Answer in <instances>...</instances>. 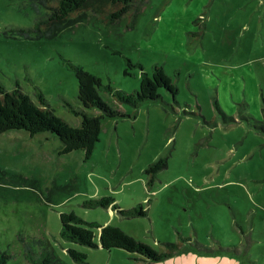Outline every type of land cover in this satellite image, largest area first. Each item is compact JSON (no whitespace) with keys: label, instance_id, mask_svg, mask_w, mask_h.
<instances>
[{"label":"rangeland","instance_id":"374dc122","mask_svg":"<svg viewBox=\"0 0 264 264\" xmlns=\"http://www.w3.org/2000/svg\"><path fill=\"white\" fill-rule=\"evenodd\" d=\"M137 9L114 22L96 23L91 13L56 39L28 40L6 33L33 27L35 11L27 0H0V83L31 95L38 86L73 127L82 117L63 98L85 109L62 58L131 93L143 71L162 66L179 89L175 99L162 88L160 99L138 109L103 94L127 117L104 120L89 159L84 150L59 155L63 144L49 133L0 134V247L8 264H30L26 246L39 254L45 245L67 264H78L69 248L85 252L88 264H264V131L256 122L264 108V0H143ZM161 158L167 166L149 186L145 170ZM14 175L38 186L12 184ZM109 196L122 211L141 204L145 215L85 206ZM71 212L158 253L169 243L181 249L149 263L123 249L81 247L60 235V215Z\"/></svg>","mask_w":264,"mask_h":264},{"label":"trees","instance_id":"16d2710c","mask_svg":"<svg viewBox=\"0 0 264 264\" xmlns=\"http://www.w3.org/2000/svg\"><path fill=\"white\" fill-rule=\"evenodd\" d=\"M29 6L37 14L35 24L31 28H17L10 30L6 36L23 39H56L63 32L73 29L91 13L97 17L96 23L106 21L114 22L130 10L140 8L143 0H27ZM137 9V10H138ZM130 68L141 67L129 58H125ZM65 66L75 75L78 83L77 98L85 110L97 109L99 114L91 116L85 110H77L63 98L65 105L76 115L82 117L79 127H73L61 117H58L49 105V102L38 86H34V94L23 91L16 84L13 89H7L0 83V134L12 130H24L34 137L40 133H49L57 137L63 144L59 155H65L78 150H84L86 159L91 158L97 143L100 141L102 125L106 119L125 118L126 114L115 110L103 98L108 94L120 105H130L135 109L145 101H156L161 98L162 88L170 92L176 99L179 89L174 85L170 76L164 73L162 66L154 65L152 74L142 72L140 88L134 92H126L112 85V82L105 83L103 79L92 74L83 66L62 58ZM124 74L129 76L128 70ZM28 80V78H27ZM28 81L31 82L29 79ZM220 114L227 122V116L220 109ZM261 123L264 131V108L262 109ZM167 166L165 159H159L152 163L145 173L149 174L148 185L152 186L156 174ZM7 175L6 173H4ZM10 183L25 185L36 189L38 182L30 180L22 175L9 177ZM88 208H104L118 210L123 216H144L143 206L127 211L119 209L116 200L109 196L100 199H93L85 202ZM62 230L61 237L73 244L87 248H101L103 250L123 249L130 254L140 255L138 260L157 263L164 261L175 253H179V243H169L166 251L158 253L147 244L140 242L128 235L121 229L111 225L103 226L97 222H88L76 215L74 212L62 213L60 215ZM99 241V243H98ZM42 245V244H41ZM71 259L78 264H88V255L75 248L67 250ZM25 257L30 264H67L55 252L45 245L38 254L37 251L26 246ZM10 255L0 247V264H8Z\"/></svg>","mask_w":264,"mask_h":264},{"label":"crops","instance_id":"0c3cea01","mask_svg":"<svg viewBox=\"0 0 264 264\" xmlns=\"http://www.w3.org/2000/svg\"><path fill=\"white\" fill-rule=\"evenodd\" d=\"M251 102H253V101H250V104H251Z\"/></svg>","mask_w":264,"mask_h":264}]
</instances>
